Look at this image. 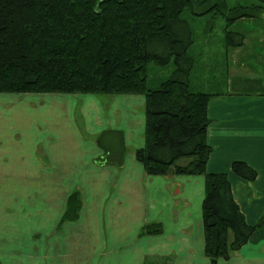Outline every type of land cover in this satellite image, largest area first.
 Returning a JSON list of instances; mask_svg holds the SVG:
<instances>
[{
	"label": "trees",
	"instance_id": "obj_1",
	"mask_svg": "<svg viewBox=\"0 0 264 264\" xmlns=\"http://www.w3.org/2000/svg\"><path fill=\"white\" fill-rule=\"evenodd\" d=\"M260 3L0 0V93L143 95V144L134 149L135 160L151 176H204L203 251L210 264H218L246 243L255 226L246 223L226 173L205 171L211 152L205 139L210 121L207 103L220 94L211 92L218 77L206 76L207 62L203 65L192 53L194 34L183 13L188 10L199 17L211 13L225 20L227 54L244 39L230 29L231 24L257 17L264 0ZM151 64L172 69L153 82ZM231 170L248 181L256 177V171L243 161L232 162ZM80 199L78 190L67 196L62 220L78 218ZM161 231L159 222L140 229L145 235Z\"/></svg>",
	"mask_w": 264,
	"mask_h": 264
},
{
	"label": "crops",
	"instance_id": "obj_2",
	"mask_svg": "<svg viewBox=\"0 0 264 264\" xmlns=\"http://www.w3.org/2000/svg\"><path fill=\"white\" fill-rule=\"evenodd\" d=\"M260 26L264 29L263 22ZM222 76L211 90L220 94L207 103L205 139L211 152L205 171L226 173L235 202L255 229L218 264H264V34L260 39L244 36L240 46L229 48ZM127 97L139 101L131 125L116 129L122 140L119 148L128 153L111 165L94 163L91 156L81 160L79 154L64 162L60 148L58 156L45 146V159L37 165L41 170L31 163L20 173L42 178L39 202L28 196L26 202L18 200L17 159L8 156L15 164L9 171L14 183L0 192L5 194H0V264H210L203 251L201 217L205 178L144 172L134 157V149L143 144L144 98ZM95 146L101 151L97 141ZM3 159L0 153V171ZM234 161L248 164L256 177L248 181L235 174ZM73 190L80 192L83 206L76 220L65 221L66 198ZM150 222H159L161 233L141 234V227ZM82 225L89 226L88 232L73 231Z\"/></svg>",
	"mask_w": 264,
	"mask_h": 264
},
{
	"label": "rangeland",
	"instance_id": "obj_3",
	"mask_svg": "<svg viewBox=\"0 0 264 264\" xmlns=\"http://www.w3.org/2000/svg\"><path fill=\"white\" fill-rule=\"evenodd\" d=\"M225 1L229 6L261 4L260 0ZM183 15L189 20L194 34L192 53L199 56L200 63L205 65L207 62L208 64L207 71L203 73L209 77L213 74L221 77L227 55L223 42L225 20L211 13L206 17H199L188 10ZM256 18L264 23V3L257 17L239 18L231 24L230 29L240 32L248 39H260V36L264 34V29L260 26L262 22ZM171 69V65L160 67L151 64L150 81L159 82L168 75ZM197 71L201 73L200 69ZM202 90L208 91L206 88ZM129 94L137 96L135 93H0V153L5 154L6 158L5 161L2 160L0 171V192H6L7 189L9 191L10 184L14 183L9 175V171L15 169L14 161L9 160L10 157H8L12 155L17 159L18 200L26 202L28 196V200L32 199L34 203L41 201L42 178L25 177L20 173L28 165L30 168L31 163L33 169L41 170V167L37 165L43 163L44 149L47 145L51 155H58L60 148L62 151L60 159L64 162L73 158L74 154H79L81 160L85 156L88 158L91 156L94 163L100 164L106 161L108 165H111L112 161H116L115 159L121 156L119 146L122 140L120 132L116 129L123 125H131L133 121L131 118L137 117V109L135 110L133 106L139 104L138 97L128 98ZM141 96L144 98L143 95ZM97 140L102 146V153L95 146ZM107 145L111 146L110 149ZM127 153L124 147L123 154ZM31 159L33 161H30ZM121 163L120 161L118 164ZM54 179L58 180V178ZM82 179H87L85 174ZM26 184L31 188L29 193H26L25 189L28 188ZM0 194L5 196L4 193ZM80 198L82 209L81 194ZM2 201H4L3 198ZM28 219L31 218L28 217ZM18 221L24 224L25 219L19 217ZM88 228L89 226L82 225L73 231L88 232ZM19 232L22 231L19 230Z\"/></svg>",
	"mask_w": 264,
	"mask_h": 264
}]
</instances>
